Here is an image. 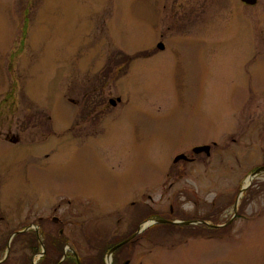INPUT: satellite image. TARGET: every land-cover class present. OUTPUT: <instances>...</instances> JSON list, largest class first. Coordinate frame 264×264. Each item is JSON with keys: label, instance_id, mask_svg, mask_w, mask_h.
<instances>
[{"label": "rangeland", "instance_id": "374dc122", "mask_svg": "<svg viewBox=\"0 0 264 264\" xmlns=\"http://www.w3.org/2000/svg\"><path fill=\"white\" fill-rule=\"evenodd\" d=\"M205 145L184 184L234 223L186 240L153 217L129 264H264V0H0L1 264H35L19 224L53 213L81 257L125 211L170 217L174 157Z\"/></svg>", "mask_w": 264, "mask_h": 264}, {"label": "flooded vegetation", "instance_id": "af4514ba", "mask_svg": "<svg viewBox=\"0 0 264 264\" xmlns=\"http://www.w3.org/2000/svg\"><path fill=\"white\" fill-rule=\"evenodd\" d=\"M257 2V0H256ZM256 4V3H255ZM164 48V47H163ZM163 50V49H162ZM80 96V93L78 94ZM77 96V97H78ZM77 99V98H76ZM122 99V100H121ZM121 101L123 102V98L117 97L115 100L109 99L108 104L112 109L117 108L121 104ZM81 106V105H80ZM81 111H79V114ZM77 116V121L79 123V118L80 115ZM82 130L81 127L76 124L75 126V131L74 135L75 138L79 140L81 137ZM193 149V148H192ZM201 153L195 154L192 151V155H185L183 153H180L174 157V160L178 156H184V158L179 159L177 161L173 160V170L172 173H174V180L170 183L171 185L169 188H172L174 185V190L172 193V197L175 198L174 202H171L170 208H169V214L170 217L168 216H157L154 212L151 213L155 216H157V219L154 218L153 221H155V225H169L171 228V232L177 230L183 231L186 230L187 232V239H195V240H208L210 238V235L212 236L211 232L216 233L220 232V230L227 228V226H231L234 221H233V216L227 220H225L224 223H219L221 220L219 217L216 216L215 221L213 223H210L209 219V211L207 208V203H200L198 199V190L200 187H197V191L194 193H189V188L190 186H187L184 184L186 182L185 180L189 177L187 175V171L185 169V164L192 163L194 161L197 162V158L194 156H198ZM194 155V156H193ZM256 177V176H254ZM181 181V185L177 186L176 182ZM252 183V182H251ZM245 188V187H244ZM247 188V187H246ZM247 190V189H246ZM246 190L242 191L241 190L238 192L237 197H236V206H239V209L241 205L243 204L242 200L238 201L239 197L243 195V192ZM182 196V201H189L191 198L193 199V204L197 205L196 207L191 208L187 212H184L183 210H180L177 201L178 197ZM217 197H215L212 201L213 204H215V200ZM200 206V207H199ZM235 208V207H234ZM234 208H223L221 210V213H233L234 214ZM144 206L138 207L136 210V213H134V216L137 217V219H134V221L130 224V215L129 212L125 211L124 214L122 215L121 218L116 219V225H111L109 226V238L107 240L102 241L101 239L97 238L98 241L96 244H91L90 247L95 250L93 256H84L81 257L78 252H76L73 248L69 249L71 251L65 252L64 250L62 251L60 257L57 256V250L55 247H53V243L56 242L57 245L61 243V239H65L67 241V238L62 235L63 229H64V223L60 220L58 216H55L53 213V216H48L44 218H37V223L30 222L26 225L23 223H20V228L19 230L24 228L23 232H26L29 234V236L32 237V233H35L36 236V241L38 242L39 246H42L43 249H41V257L38 259V261L35 264H38L40 261H42V264H63L67 258L68 255L70 259H68L67 264H99L97 260H99V256L101 255L103 248L110 246L111 248L107 250V252L104 254L106 260L109 262V264H129V259L132 256V252L134 251L133 246H137L140 244L141 239L147 235V231L152 227L150 224L145 225L146 222H148L150 219H153L151 214L148 213L144 210ZM55 212V210H54ZM184 213L183 216H181L180 213ZM218 214V215H220ZM80 215V212L78 213ZM146 216H149L148 218H145ZM161 221V222H159ZM43 222H45L43 224ZM49 222V223H48ZM51 224H55V226H58V228L53 229L50 228ZM77 224V222H76ZM80 224V223H78ZM26 228V229H25ZM31 231V232H30ZM48 231H58L57 237L53 233L51 234ZM108 232V233H109ZM155 235V234H151ZM149 236V235H148ZM151 237V236H150ZM41 238V240H40ZM154 241L156 240L154 236ZM100 240V241H99ZM156 242V241H155ZM67 245L65 242L64 246ZM119 245V246H118ZM63 246V248H64ZM118 246L117 248L113 249L114 247ZM6 249V244L5 245H0V254L3 252V249ZM69 248V247H68ZM112 250V251H111ZM111 251V252H110ZM38 252H33L31 254V258L35 257ZM5 254L0 258V264L3 263L6 259L7 256L4 258ZM58 257V258H57ZM74 258V261L72 259ZM97 257V258H96ZM4 258V259H3Z\"/></svg>", "mask_w": 264, "mask_h": 264}, {"label": "water", "instance_id": "95a60500", "mask_svg": "<svg viewBox=\"0 0 264 264\" xmlns=\"http://www.w3.org/2000/svg\"><path fill=\"white\" fill-rule=\"evenodd\" d=\"M240 1L243 2V3L246 4V5H251V6L254 5V4L256 3V0H240ZM163 47H164V46H163L162 43H158V44H157V48H158L159 50H162ZM209 150H210V146L205 145V146H201V147H195V148H193L192 151H193V153H195V154H198V153H202V152H203V153H205L206 155H209ZM182 158H184V156H178V157L175 158L174 161H177V160L182 159ZM261 170L264 171V167L255 170V172L252 173L251 177L256 176L257 174H259V172H260ZM154 222H155V221H154ZM159 222H161V221H159ZM146 223H148V222H146ZM148 224H150V223H148ZM148 224H146V225H148ZM118 246H119V245H118ZM118 246L114 247L113 249L117 248ZM111 251H112V250H111ZM111 251H110V252H111Z\"/></svg>", "mask_w": 264, "mask_h": 264}, {"label": "trees", "instance_id": "16d2710c", "mask_svg": "<svg viewBox=\"0 0 264 264\" xmlns=\"http://www.w3.org/2000/svg\"><path fill=\"white\" fill-rule=\"evenodd\" d=\"M150 216H152V217H155V219H157V216H154V215H150ZM161 218V217H160ZM168 228H170V226L169 225H166ZM31 232V231H30ZM32 238H33V240H32V244H34V245H38V242L36 241V236H35V233L33 232L32 233ZM58 239H59V237H57ZM62 241H61V243L60 244H58L57 245V243L56 242H54L52 245H53V247H55V249L58 251V254H61L62 253V251H63V246H64V244H65V242H66V240L65 239H61ZM111 247L110 246H106V247H104L103 248V251H102V253H101V255L98 257L99 258V260H97L98 261V263L99 264H105L104 263V258H103V255L107 252V250L108 249H110ZM37 250H39V249H37ZM70 257H71V255L69 256L68 255V259H70ZM58 258V257H57ZM72 259H73V261H74V258L72 257ZM32 262V261H31ZM41 262L42 261H40L38 264H41ZM32 264V263H31ZM53 264H55V263H53ZM72 264V263H71Z\"/></svg>", "mask_w": 264, "mask_h": 264}, {"label": "bare ground", "instance_id": "6f19581e", "mask_svg": "<svg viewBox=\"0 0 264 264\" xmlns=\"http://www.w3.org/2000/svg\"><path fill=\"white\" fill-rule=\"evenodd\" d=\"M249 179H250V178H248V180H249ZM247 182H248V181H247ZM146 224H148V223H146ZM146 224H145V225H146Z\"/></svg>", "mask_w": 264, "mask_h": 264}]
</instances>
